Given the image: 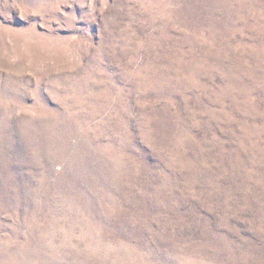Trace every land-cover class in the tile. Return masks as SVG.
<instances>
[{
  "label": "rangeland",
  "instance_id": "rangeland-1",
  "mask_svg": "<svg viewBox=\"0 0 264 264\" xmlns=\"http://www.w3.org/2000/svg\"><path fill=\"white\" fill-rule=\"evenodd\" d=\"M0 264H264V0H0Z\"/></svg>",
  "mask_w": 264,
  "mask_h": 264
}]
</instances>
